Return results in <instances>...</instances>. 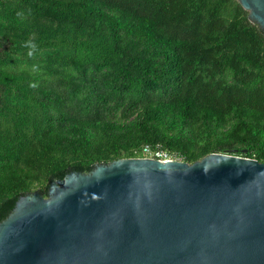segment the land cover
I'll use <instances>...</instances> for the list:
<instances>
[{
  "label": "trees",
  "instance_id": "16d2710c",
  "mask_svg": "<svg viewBox=\"0 0 264 264\" xmlns=\"http://www.w3.org/2000/svg\"><path fill=\"white\" fill-rule=\"evenodd\" d=\"M248 14L238 0H0V221L146 145L264 162V30Z\"/></svg>",
  "mask_w": 264,
  "mask_h": 264
},
{
  "label": "water",
  "instance_id": "95a60500",
  "mask_svg": "<svg viewBox=\"0 0 264 264\" xmlns=\"http://www.w3.org/2000/svg\"><path fill=\"white\" fill-rule=\"evenodd\" d=\"M238 1L264 30V0ZM0 264H264V162L212 152L73 170L0 221Z\"/></svg>",
  "mask_w": 264,
  "mask_h": 264
},
{
  "label": "built area",
  "instance_id": "2783aa9c",
  "mask_svg": "<svg viewBox=\"0 0 264 264\" xmlns=\"http://www.w3.org/2000/svg\"><path fill=\"white\" fill-rule=\"evenodd\" d=\"M144 156L158 158L163 161L169 160V159H176L173 155H171L168 151L164 150L162 147H152L150 145H146L143 148Z\"/></svg>",
  "mask_w": 264,
  "mask_h": 264
}]
</instances>
